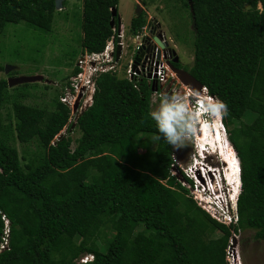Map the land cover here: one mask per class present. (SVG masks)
I'll return each mask as SVG.
<instances>
[{"label":"trees","instance_id":"obj_1","mask_svg":"<svg viewBox=\"0 0 264 264\" xmlns=\"http://www.w3.org/2000/svg\"><path fill=\"white\" fill-rule=\"evenodd\" d=\"M54 1L0 0V35L6 24L20 22L49 32ZM191 2L192 13L182 0L194 35L187 71L227 105V130L239 125L228 131L241 163L234 231L250 229L264 240V0ZM118 3L82 0V53L104 50ZM146 21L144 11L134 16L128 33L136 35ZM78 72L75 66L65 85ZM133 86L122 75L101 73L91 106L75 124H68L62 92L47 109L14 94V122L7 114L5 123L10 98L0 79V240L2 215L10 222L0 264H79L86 254L93 256L86 264H226L230 230L170 176L172 146L156 139L148 115L151 89L145 81ZM72 131L79 132L75 141Z\"/></svg>","mask_w":264,"mask_h":264},{"label":"built area","instance_id":"obj_2","mask_svg":"<svg viewBox=\"0 0 264 264\" xmlns=\"http://www.w3.org/2000/svg\"><path fill=\"white\" fill-rule=\"evenodd\" d=\"M148 16L149 19H147L146 24L136 35H130L122 25H119L118 28L112 27L113 35L108 39L101 53H85L82 58L78 59L77 67L80 72L69 78V85L64 86L59 98L60 102L65 104L70 110L68 124L75 122L77 118V116H74L75 113H81L82 108L80 106L73 113L72 109L75 105L83 104L85 109L91 106L92 96L95 91V80L101 73L122 75L124 79L133 83L135 89H138L139 82L145 81L151 89V105H159L158 94L180 93L189 100L191 107L198 109L196 112L198 117L205 116L204 118L207 119V105H210L216 98L211 96L207 89L202 86L200 90L205 95L204 98L207 99V103L201 100L202 97L197 103V94L189 86L181 83L169 65L167 45L171 43L167 35L164 33L155 34L153 30L158 26V23L150 15ZM158 38H160L161 45L155 41ZM128 41L134 44V48L130 59H128L126 66L122 69L119 61L123 56L127 55L126 50L130 48ZM118 46L120 47V52L116 59L115 55ZM138 52L141 53V56L136 62L135 56ZM154 87L155 90H153ZM191 97H193L192 100ZM218 127L227 143L226 151L236 158L238 166L235 167L233 165V167L239 173L238 155L228 139L229 135L221 119H218ZM197 131L198 129H196L194 137V152L188 156L187 164L174 160L171 165L170 176L182 178L183 181L179 182L186 187L188 190L187 196L195 202L196 206L208 214L216 223L230 230V237L224 250L225 263L244 264L239 242L240 230L234 231L239 222L237 202L241 193L240 185L236 183L231 185L227 181L228 170L221 158L213 155L207 158L202 151H197ZM204 150L208 152L206 147ZM1 219L4 226L0 240V253L8 249L10 228V222L7 217L2 215ZM92 258L91 255H83L77 262L84 264L92 260Z\"/></svg>","mask_w":264,"mask_h":264},{"label":"rangeland","instance_id":"obj_3","mask_svg":"<svg viewBox=\"0 0 264 264\" xmlns=\"http://www.w3.org/2000/svg\"><path fill=\"white\" fill-rule=\"evenodd\" d=\"M138 3L141 11H146L151 18L159 21L170 43L177 45L176 49L181 59L190 66L194 35L189 14L183 7L182 0H119L117 13L125 31H128L130 20L137 15ZM260 8L258 5V9ZM81 14L82 0H63L62 8L55 9L53 13L49 32L29 28L23 22L6 24L0 35V67L3 68L0 79L8 81L12 78L42 76V80L8 87L10 99L2 110L5 123L8 120L7 114L14 122L11 111L15 100L14 94H24L22 103L25 105L47 109L50 108L51 99L62 92L66 82L64 79L75 66H78V59L85 54L81 49ZM148 15L147 19H149ZM128 44L130 48L126 50L127 55L119 61L122 69L126 66L134 48V44L130 41ZM156 107L158 104L150 105L151 111ZM241 122H245V119H241ZM235 126L239 125L237 123L229 125L228 131L233 133ZM66 134V129L60 132L61 136ZM68 135L75 141L79 137V132L72 131ZM150 139L154 146V139ZM191 141L187 140L185 146L179 150L173 148L182 164H187L189 153L194 152ZM15 146L21 151L22 146L18 142H15ZM144 147V145L140 147V152H143ZM217 236L215 233L212 237ZM239 236L243 263L264 264V240H256L254 231L250 229L240 230ZM100 246L103 247V242Z\"/></svg>","mask_w":264,"mask_h":264},{"label":"clouds","instance_id":"obj_4","mask_svg":"<svg viewBox=\"0 0 264 264\" xmlns=\"http://www.w3.org/2000/svg\"><path fill=\"white\" fill-rule=\"evenodd\" d=\"M144 12L146 13V11ZM146 15H148V13ZM194 92L198 93V90L197 91L195 90ZM201 94L203 95V97L205 96L203 93ZM201 94H197V103H199V99L202 97ZM158 95H159L158 107H156L155 110L150 111L148 114L151 117V119L155 122V127L158 133V135L156 136V139L163 138V140L168 145H171L174 149L179 150L183 148L185 146V142L189 140L195 134L196 129H198V132L202 134L203 125H205L207 128L212 127L209 137H211L210 138L211 140L214 139V142L209 143L208 141L210 139H207V142L204 143L203 145L197 142L196 143L197 151L199 150L202 151L204 153L203 155L206 156L207 158H209L212 155L217 156L218 158H221L224 164L226 165L227 170H229V167L227 166L228 159L226 158V155L230 157L232 161V167H233V164L235 165V167L238 166L236 158L232 154H229L228 151H226L227 143L225 142V139L223 135L220 133L219 127H218V119H221L223 126L227 130V127L223 122V117L228 115V108H227V105L223 101H220L216 98V100H214L210 105H207L208 107L207 115L208 116H207V119H205L204 118L205 116L198 117L196 115V112L198 109L191 107L189 100L182 94L180 93H174V94L161 93ZM192 99L193 97H191V100ZM75 122L73 124H75ZM227 133H228V130H227ZM228 139H229V136H228ZM205 147L207 148L208 152L204 150ZM211 150L213 151L212 153H211ZM239 167H240L239 173L237 172V169H236L234 170L236 171L234 176L232 174L230 175L231 177L230 180L229 178H226V179L231 185L236 183V184H239L241 188L240 159H239ZM227 172L230 173L229 171ZM177 178L178 177H176V179ZM237 210H238V202H237ZM86 255H91V254H86ZM92 261H93V258L92 260L87 261L86 263H90Z\"/></svg>","mask_w":264,"mask_h":264},{"label":"water","instance_id":"obj_5","mask_svg":"<svg viewBox=\"0 0 264 264\" xmlns=\"http://www.w3.org/2000/svg\"><path fill=\"white\" fill-rule=\"evenodd\" d=\"M187 3H188V6H189V9L192 13V2L191 0H187ZM139 5H137V9H136V14L138 15L139 13H141V9H140V3H138ZM54 6H55V9H61L62 8V0H55L54 1ZM117 15V12H116V9H112L111 10V16H112V19L110 20V27L112 28L113 27V21H114V17ZM193 16V14H192ZM119 24V23H118ZM157 44L161 45L159 39H156L155 40ZM119 52H120V47L118 46L117 49H116V59L118 58L119 56ZM141 56V53H137L136 56H135V61L137 62L139 60V57ZM172 71L176 73L177 75V78L181 81V83H183L184 85H187L189 86L193 91H199L200 88L202 87V85L193 77L190 75L189 72L185 71V70H182V69H177V68H174L172 66H170ZM7 73V71H6ZM42 80V76H33V77H20V78H15V79H8L7 81V86L8 87H14L16 85H19V84H25V83H34V82H39ZM76 108H77V105H75L73 107V113L76 111ZM178 181H182L181 178H177Z\"/></svg>","mask_w":264,"mask_h":264},{"label":"flooded vegetation","instance_id":"obj_6","mask_svg":"<svg viewBox=\"0 0 264 264\" xmlns=\"http://www.w3.org/2000/svg\"><path fill=\"white\" fill-rule=\"evenodd\" d=\"M114 19V18H113ZM157 21V20H156ZM119 23V24H118ZM157 23H158V26H156L155 27V29L153 30L154 31V33L155 34H160V33H164V34H166L163 30H162V28H161V25H160V23H159V21H157ZM119 25H122V23H121V20L118 18V13H117V17H116V21L114 20L113 21V27H116V28H118V26ZM167 35V34H166ZM159 37V36H158ZM158 39H160V38H158ZM176 46L177 45H175V44H170V45H167V50H169V59H168V61H169V65L170 66H172V67H174V68H177V69H182V70H185V71H187V69H188V64H186L184 61H183V59H181V57H180V55H179V52H178V49H176ZM188 72V71H187ZM153 90H155V87L153 88ZM151 91V90H150ZM82 108L81 109V112L85 109V107H84V105L83 104H80V105H78L77 106V108H76V110H78V108H80V107ZM76 112V111H75ZM79 113H75V115L74 116H77ZM196 136H197V134H196ZM193 138H192V141H191V139H189L190 141H191V144H192V146H193V144H194V137H195V134L192 136ZM192 146H191V148H192ZM189 155H191L190 153H189ZM188 155V156H189ZM178 156H176V153H174V149H173V147H172V155H171V158H172V162H174V160H178V158H177ZM179 161V160H178ZM204 161V160H203ZM173 164V163H172Z\"/></svg>","mask_w":264,"mask_h":264},{"label":"bare ground","instance_id":"obj_7","mask_svg":"<svg viewBox=\"0 0 264 264\" xmlns=\"http://www.w3.org/2000/svg\"><path fill=\"white\" fill-rule=\"evenodd\" d=\"M195 94H201V90H199L198 91V93H195ZM201 96H202V101L203 102H206L207 103V99H205L204 97H203V95L201 94ZM216 126V125H215ZM217 127V126H216ZM211 129H212V127H210V128H207L205 125H203L202 126V134H200V132H198L197 131V138H198V143L199 144H204V143H206L207 142V139H210L211 137H209V135H210V133H211ZM209 137V138H208ZM209 143H213L214 142V139L213 140H209L208 141ZM212 146V145H211ZM226 158L228 159L227 161V166L229 167V172L230 173H228L227 174V176H228V178H229V180L231 179V177H230V175H232L233 174V176H234V174H235V172H234V169H233V167H232V161H231V159H230V157H228V155H226ZM234 165V164H233Z\"/></svg>","mask_w":264,"mask_h":264},{"label":"crops","instance_id":"obj_8","mask_svg":"<svg viewBox=\"0 0 264 264\" xmlns=\"http://www.w3.org/2000/svg\"><path fill=\"white\" fill-rule=\"evenodd\" d=\"M63 1V0H62Z\"/></svg>","mask_w":264,"mask_h":264}]
</instances>
